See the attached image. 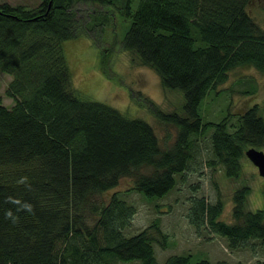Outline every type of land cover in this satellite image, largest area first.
Listing matches in <instances>:
<instances>
[{
	"label": "trees",
	"instance_id": "16d2710c",
	"mask_svg": "<svg viewBox=\"0 0 264 264\" xmlns=\"http://www.w3.org/2000/svg\"><path fill=\"white\" fill-rule=\"evenodd\" d=\"M76 1L0 3V71L12 76L6 95L14 101L7 107L0 96V264H160L154 243L166 247L167 235L159 223L126 236L135 208L103 194L130 177L144 197L165 196L188 169L193 136L210 129L212 163L239 176L246 150L264 145L263 117L250 108L230 131L227 121L205 122L200 106L232 69L264 73V28L249 0H139L135 9L134 0H84L103 6L91 24L105 27L116 13L128 20L123 47L164 88L183 92L181 112L156 107L177 128L163 147L147 121L74 90L63 44L80 33ZM249 191L234 192L232 223L219 219L221 200L193 198L190 223L232 248L257 240L264 249V211L247 209ZM162 264L213 263L183 253Z\"/></svg>",
	"mask_w": 264,
	"mask_h": 264
},
{
	"label": "rangeland",
	"instance_id": "374dc122",
	"mask_svg": "<svg viewBox=\"0 0 264 264\" xmlns=\"http://www.w3.org/2000/svg\"><path fill=\"white\" fill-rule=\"evenodd\" d=\"M138 2L134 0L133 9ZM0 3L33 8L40 0H0ZM75 8L80 33L63 44L74 90L84 99L105 103L126 116L147 121L153 126L162 146H171L177 128L161 121L156 107L166 112H181L183 92L164 88L159 74L153 68L140 64L123 47L128 20L116 13L109 25L98 26L91 24V19L94 13L103 10L102 5L77 0ZM246 10L264 28V0H249ZM11 80V75L0 71V96L7 107L14 105L6 95ZM217 89L218 93L210 92L201 103L200 112L205 122L227 121L229 130L233 131L241 123L240 116L253 107L264 120V73L253 67L234 68L229 72L228 80ZM212 133L210 129L201 136H193V157L188 169L176 175L175 187L165 196L156 199L144 197L133 190L130 177L122 178L116 187L103 194L104 199L118 194L135 208L131 225L124 230L126 236L139 233L155 221L159 223L167 235L166 247L154 243L156 261L160 264L171 255L183 253L205 257L213 264L220 261L259 264L264 260V249L259 241L254 240L251 246L232 248L226 238L206 228L198 230L190 223L188 211L196 197H203L212 204L221 200L219 219L234 222L233 194L246 185L250 190L247 209L264 211V178L258 168L245 157L239 176H227L223 165L212 163ZM257 149L264 151V145Z\"/></svg>",
	"mask_w": 264,
	"mask_h": 264
},
{
	"label": "water",
	"instance_id": "95a60500",
	"mask_svg": "<svg viewBox=\"0 0 264 264\" xmlns=\"http://www.w3.org/2000/svg\"><path fill=\"white\" fill-rule=\"evenodd\" d=\"M245 155L258 168L259 174L264 178V151L251 147L246 150Z\"/></svg>",
	"mask_w": 264,
	"mask_h": 264
}]
</instances>
